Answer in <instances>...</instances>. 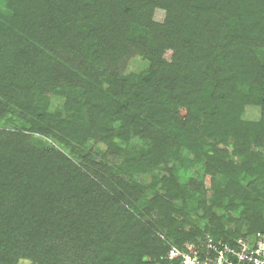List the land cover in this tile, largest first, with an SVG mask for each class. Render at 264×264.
<instances>
[{
    "label": "trees",
    "instance_id": "obj_1",
    "mask_svg": "<svg viewBox=\"0 0 264 264\" xmlns=\"http://www.w3.org/2000/svg\"><path fill=\"white\" fill-rule=\"evenodd\" d=\"M4 1L0 264H176L264 234V0Z\"/></svg>",
    "mask_w": 264,
    "mask_h": 264
},
{
    "label": "built area",
    "instance_id": "obj_2",
    "mask_svg": "<svg viewBox=\"0 0 264 264\" xmlns=\"http://www.w3.org/2000/svg\"><path fill=\"white\" fill-rule=\"evenodd\" d=\"M169 256L176 264H264V234L240 238L235 243L209 238L199 247L187 245L186 251L172 247Z\"/></svg>",
    "mask_w": 264,
    "mask_h": 264
},
{
    "label": "rangeland",
    "instance_id": "obj_3",
    "mask_svg": "<svg viewBox=\"0 0 264 264\" xmlns=\"http://www.w3.org/2000/svg\"><path fill=\"white\" fill-rule=\"evenodd\" d=\"M5 7V1L4 0H0V9H4ZM156 18L158 20H163L164 18V13L162 12H157ZM149 64L148 62L143 59L142 57L138 56V55H133L129 58H127L126 60H124L122 62V69H123V73L124 74H129V73H135V74H140L142 72H144L147 68H148ZM64 100L62 98L59 97H55L53 99V106L50 108V110L55 113L56 111L60 110L61 107L63 106ZM260 109L259 108H247L245 110L244 113V118L248 121H252V122H256L260 119ZM50 143H53V141H49ZM212 142V141H211ZM88 147H87V153H90V155L94 158H96V160L98 162H107L109 164L118 162L119 159H121L123 156L120 155L118 157H113L109 152L107 153L108 150V146L104 145V144H96L95 141L93 139H90L88 142ZM118 145L121 147H127L126 145H122L121 142H118ZM58 146L60 147L61 145L58 144ZM207 149L210 148V146L208 145L206 147ZM65 149V147H64ZM67 152H69L67 149H65ZM229 151V160H233L240 162V157L235 156L232 152L233 149L230 147L229 149H227ZM121 157V158H120ZM189 158H193L192 155H189ZM118 160V161H117ZM199 167V168H198ZM195 167L194 169H190L188 171L185 170H181L179 172V176L181 181H189L190 179H194V178H198L201 179L202 177V173L199 172L200 166ZM198 170V171H197ZM151 180V177L149 178V181ZM204 181L208 183V177H204ZM211 191L209 190L208 196H211ZM19 264H33L30 261H26V260H21V262Z\"/></svg>",
    "mask_w": 264,
    "mask_h": 264
}]
</instances>
